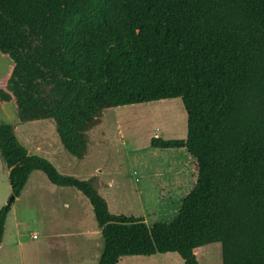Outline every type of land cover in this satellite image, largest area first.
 Returning a JSON list of instances; mask_svg holds the SVG:
<instances>
[{"label": "trees", "instance_id": "trees-1", "mask_svg": "<svg viewBox=\"0 0 264 264\" xmlns=\"http://www.w3.org/2000/svg\"><path fill=\"white\" fill-rule=\"evenodd\" d=\"M0 55L10 71L0 103L17 123L52 120L65 149L86 158L89 131L106 110L181 98L187 138L151 146L186 149L195 184L171 222L114 213L94 177L61 173L0 120V158L11 197L43 172L90 201L104 247L98 264L125 256L197 251L221 243L223 264H264V0H0Z\"/></svg>", "mask_w": 264, "mask_h": 264}, {"label": "rangeland", "instance_id": "rangeland-1", "mask_svg": "<svg viewBox=\"0 0 264 264\" xmlns=\"http://www.w3.org/2000/svg\"><path fill=\"white\" fill-rule=\"evenodd\" d=\"M12 63L9 56L0 55V80ZM0 120L15 124L20 143L50 160L61 173L94 177L112 212L143 216L148 225L171 222L195 184L194 158L186 149L151 146L152 137L187 138V112L181 98L106 110L101 123L88 133L84 159L65 149L52 120L18 125L15 107L2 103ZM8 176L0 158V209L11 197ZM63 234L69 237H58ZM103 247L88 198L34 171L9 212L0 264H98ZM197 256L200 264H223L222 245H204ZM120 264L184 263L176 253H157L125 256Z\"/></svg>", "mask_w": 264, "mask_h": 264}, {"label": "crops", "instance_id": "crops-1", "mask_svg": "<svg viewBox=\"0 0 264 264\" xmlns=\"http://www.w3.org/2000/svg\"><path fill=\"white\" fill-rule=\"evenodd\" d=\"M32 174H33V173H32ZM32 174H31V175H32ZM31 175H30V176H31ZM29 178H30V177H29ZM24 190H25V189H24ZM6 224H7V223H6ZM5 231H6V228H5ZM79 235H80V234H79ZM58 237H61V238L64 239V238H68L69 236H68V235L65 236V235L63 234V235L58 236ZM3 240H4V238H3ZM2 242H3V241H2Z\"/></svg>", "mask_w": 264, "mask_h": 264}, {"label": "built area", "instance_id": "built-area-1", "mask_svg": "<svg viewBox=\"0 0 264 264\" xmlns=\"http://www.w3.org/2000/svg\"><path fill=\"white\" fill-rule=\"evenodd\" d=\"M37 237L36 235H34V238Z\"/></svg>", "mask_w": 264, "mask_h": 264}]
</instances>
